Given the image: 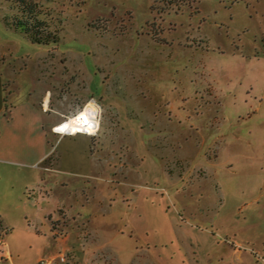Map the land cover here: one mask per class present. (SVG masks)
<instances>
[{
    "label": "rangeland",
    "instance_id": "1",
    "mask_svg": "<svg viewBox=\"0 0 264 264\" xmlns=\"http://www.w3.org/2000/svg\"><path fill=\"white\" fill-rule=\"evenodd\" d=\"M37 1L59 42L8 27L24 9L0 0V80L48 88L49 113L102 107L97 137L50 136L68 264H264V0Z\"/></svg>",
    "mask_w": 264,
    "mask_h": 264
},
{
    "label": "crops",
    "instance_id": "2",
    "mask_svg": "<svg viewBox=\"0 0 264 264\" xmlns=\"http://www.w3.org/2000/svg\"><path fill=\"white\" fill-rule=\"evenodd\" d=\"M0 65L5 66L6 62ZM14 75L1 71L0 221L8 233L0 246V264H38L44 260L57 262L59 256L76 247L71 241L69 229L73 224L70 225L69 219L77 223V218H71L62 207L64 205L61 206L63 203L57 206L50 200L53 190L49 191L46 176L56 169L49 168L47 163L50 159L49 142L50 136L56 135L53 128L65 117L78 112L83 104H77L75 108H58L49 113L45 106L47 100L48 103L51 100L52 92L46 88L38 95L31 87L23 86V78L21 84L19 80H13ZM6 80L12 83L15 90L8 89ZM56 106L70 105L60 102ZM19 215L28 220L25 229L20 231L15 227ZM21 232L25 238H30V248L35 255L23 260L24 263H15L9 250L10 242L15 237L19 238ZM236 252L241 256V251Z\"/></svg>",
    "mask_w": 264,
    "mask_h": 264
},
{
    "label": "built area",
    "instance_id": "3",
    "mask_svg": "<svg viewBox=\"0 0 264 264\" xmlns=\"http://www.w3.org/2000/svg\"><path fill=\"white\" fill-rule=\"evenodd\" d=\"M102 108L95 101L91 100L71 116H67L64 120L53 128L57 136H74L84 134L89 137H97L101 127ZM8 231L3 227L0 221V246L4 244ZM57 262H68L67 256H60ZM54 260H44L38 264H57Z\"/></svg>",
    "mask_w": 264,
    "mask_h": 264
},
{
    "label": "trees",
    "instance_id": "4",
    "mask_svg": "<svg viewBox=\"0 0 264 264\" xmlns=\"http://www.w3.org/2000/svg\"><path fill=\"white\" fill-rule=\"evenodd\" d=\"M25 2V4H24ZM14 3L20 8L24 9L21 13L26 16L24 19L16 20L15 24L9 26L7 22L6 25L15 31H19L29 37V39L38 45H55L59 42L58 37L48 32H44L45 22L40 20V9L41 5L39 1L36 0L33 4L26 2L25 0H14ZM24 4V5H23Z\"/></svg>",
    "mask_w": 264,
    "mask_h": 264
}]
</instances>
